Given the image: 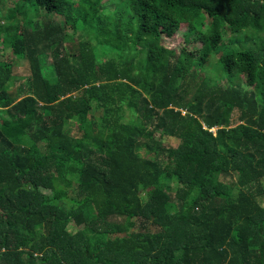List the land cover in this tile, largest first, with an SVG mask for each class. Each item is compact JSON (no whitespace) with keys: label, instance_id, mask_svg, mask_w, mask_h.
I'll use <instances>...</instances> for the list:
<instances>
[{"label":"trees","instance_id":"1","mask_svg":"<svg viewBox=\"0 0 264 264\" xmlns=\"http://www.w3.org/2000/svg\"><path fill=\"white\" fill-rule=\"evenodd\" d=\"M0 45V264H264V0H0Z\"/></svg>","mask_w":264,"mask_h":264},{"label":"rangeland","instance_id":"2","mask_svg":"<svg viewBox=\"0 0 264 264\" xmlns=\"http://www.w3.org/2000/svg\"><path fill=\"white\" fill-rule=\"evenodd\" d=\"M77 1V0H76ZM106 1V0H104ZM108 1V0H107ZM14 3L10 2L8 4H6V9L4 11V18L6 17V19L9 20L8 15H10L11 13V8L13 7ZM112 7H109V9H111ZM69 34H72V30L69 29ZM80 35V37H87L89 34H87V32L85 30L83 31H79L78 32V36ZM185 29L184 27L181 28V30L173 37L170 39H165L164 40V46L168 47L170 49H174V50H180L181 48H183L184 46H189L192 47V43H189L188 39L186 40L185 38ZM75 40L77 39V34L74 36ZM5 47L0 45V60L2 59L1 57H5ZM179 52V51H178ZM99 58L101 60H104L105 58V52L103 49L99 50ZM13 69H14V83L15 86L17 87L18 85L22 84L26 78L27 75L30 73L29 70V65L26 61L23 60H15L14 64H13ZM50 78V75H49ZM224 82V79H223ZM1 111V110H0ZM165 143L169 146H173V147H177L179 144L178 140L175 139H165ZM68 230L71 233H74L76 231V227L71 223L68 225Z\"/></svg>","mask_w":264,"mask_h":264}]
</instances>
